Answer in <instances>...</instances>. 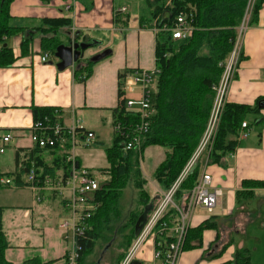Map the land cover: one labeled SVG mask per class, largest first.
<instances>
[{
	"label": "crops",
	"instance_id": "obj_1",
	"mask_svg": "<svg viewBox=\"0 0 264 264\" xmlns=\"http://www.w3.org/2000/svg\"><path fill=\"white\" fill-rule=\"evenodd\" d=\"M116 8L115 0L12 1L10 24L25 28V31L6 39L17 60L11 66L0 67V136L7 132L13 136L10 145L15 166L10 172H18L21 161L24 166H35L39 170L44 166L56 168V174L65 171L62 165L57 167L60 163L57 155L63 159L57 150L36 147L31 140L29 129L35 122L34 106L56 107L60 110L57 119L61 123L69 127L78 122L86 131L95 134L93 142H102L103 133L110 130L112 141L113 110L119 104V73L128 68L152 69L156 66L153 28L141 27L136 21L130 24L128 14L115 16ZM59 18L71 21L57 31V35L61 34L68 43L73 37L79 42L93 38L101 42L84 52L78 63L80 66L86 65L93 55L109 50L107 56L92 66L85 81L75 74L77 63L59 70L56 66L59 59L53 54L42 61L45 54L41 46L42 34L36 29L44 26L48 19ZM29 31L33 38L29 53L24 55L21 42L30 36ZM240 53L242 58L229 83L226 101L255 106L258 100L261 99L259 103L264 100V1L257 20L247 24ZM249 116L253 117L256 127L246 118L250 124L248 136L238 141L232 154L205 168L212 176V185L221 188L224 195L213 212L196 208L197 212L195 210L190 218L191 227L205 219H213L215 226L203 231L200 245L183 250L178 264H224L234 261L239 250H245L249 256L247 264H264V187L243 186L246 179L264 180V107L260 106ZM24 153L28 158L23 156ZM23 180L24 174L17 181L19 186L7 187L27 189L31 194V203L17 205L21 210V221H15L14 216L7 218L6 214L12 210L0 204L3 207V231L9 243L5 257L12 264H24L31 258L44 264H60L67 253L68 242L60 230L44 228L41 214L45 210L39 211L37 206L55 202L56 210L50 204L46 208L52 216L61 214V217L67 210L61 199L48 191L37 200L36 192L23 185ZM258 220H261L259 224ZM144 244L137 259L142 264H150L153 244L151 241Z\"/></svg>",
	"mask_w": 264,
	"mask_h": 264
},
{
	"label": "trees",
	"instance_id": "obj_2",
	"mask_svg": "<svg viewBox=\"0 0 264 264\" xmlns=\"http://www.w3.org/2000/svg\"><path fill=\"white\" fill-rule=\"evenodd\" d=\"M13 0H0V67H8L15 63L12 47L7 44L6 39L17 35L25 28L10 24L9 8ZM264 0H148L151 7L150 16L140 17V26L152 28L154 19L157 18V26L162 28L165 24H172L181 13L191 15V23L195 27L190 38L173 41L171 34L159 31L156 34L155 61L160 73L157 80V91L154 96L156 114L151 126L143 138L141 150H122L123 138L113 132L111 144L105 147V154L109 166L100 169L101 172L110 175V180L97 192V200L100 206L90 219V229L78 237L82 247L80 264L84 263L85 257L94 251L98 240L107 245H112L122 238L125 245L123 253L116 264H120L128 253L134 241L140 235L136 232L135 225L145 207L154 198L146 190L147 179L142 176L140 167V153L150 145H162L167 148L164 160L160 163L154 173V178L159 183L162 192H167L178 179L184 168L189 163L204 134L214 100L213 87L219 82L224 64L227 62L238 35L245 14L250 10L249 24L258 18L259 9ZM160 15V16H159ZM71 23L69 18L48 19L44 26L36 31L41 36V46L45 52L51 55L55 53L56 47L63 44L57 31ZM29 31L28 37L21 42L22 54L29 53V46L33 36ZM76 39V38H75ZM77 40V39H76ZM72 40H69V43ZM85 40V42H91ZM68 43V44H69ZM242 56L240 55L239 61ZM81 60V59H80ZM96 62L91 59L87 64L75 69V74L85 81L91 73V68ZM130 68L119 73V104L113 110L114 121H126L129 116L124 107L123 91L121 89V78ZM261 100V99H260ZM235 104L226 102L216 137L211 149H207L197 159V162L180 183L175 197L190 190L201 175L198 162L203 154H208L212 162H220L227 154L235 151L238 144V136L243 121L247 116L260 109L258 105ZM34 121L44 118L56 120L60 110L51 106L32 107ZM58 166L67 168L62 163L61 157ZM17 160V157H16ZM30 166L22 167L18 172L6 173L15 177L18 181L21 175ZM44 173H55L56 168L44 166ZM3 176L0 173V178ZM132 183L138 191L140 209H132L128 216L123 215L121 199L125 188ZM244 187H264V180H244ZM3 186L0 184V188ZM249 194V191H246ZM162 194L160 195V198ZM156 202V200H155ZM3 207L0 205V264H12L5 257V250L9 247L7 237L3 231L2 220ZM173 210H169L162 220L170 219ZM151 211L149 212L150 215ZM215 226L211 219H205L196 226H190L184 249L194 248L200 245L202 233L205 229ZM166 237L161 241L165 244ZM100 257H98L99 259ZM97 259V260H98ZM94 262V264L97 262ZM249 256L245 250L236 252L234 261L224 264H247ZM24 264H44L36 258L25 261ZM46 264V263H45ZM60 264H68L66 255Z\"/></svg>",
	"mask_w": 264,
	"mask_h": 264
},
{
	"label": "built area",
	"instance_id": "obj_3",
	"mask_svg": "<svg viewBox=\"0 0 264 264\" xmlns=\"http://www.w3.org/2000/svg\"><path fill=\"white\" fill-rule=\"evenodd\" d=\"M253 0H250L252 2ZM70 6H68L69 8ZM127 11L126 6L118 7L115 16ZM250 10L238 28L233 50L224 64V70L219 82L213 87L214 100L207 125L195 153L184 168L178 179L154 205L148 214L140 235L134 241L128 253L120 264H130L137 259V254L145 242L153 244V259L150 264H178L184 250L186 236L190 228V218L198 207L213 212L223 198V190L212 185V176L204 168L197 183L188 191L182 193L178 199L175 193L186 175L191 171L198 157L207 149H211L221 121L226 104V94L230 81L234 78L240 57V43L250 19ZM191 15L181 12L172 24H165L162 28L154 22L152 27L155 34L166 31L171 34L173 41L190 38L195 27L191 23ZM94 39V38H93ZM72 41H75L73 37ZM51 54L45 52L42 61H46ZM160 70L157 66L152 69L131 68L121 78V89L124 93V107L129 118L113 124V131L123 138L122 150L128 152L134 149L141 150L143 138L150 129L153 117L156 114L154 96L157 91V80ZM30 137L33 144L39 148L57 150L67 166L62 174L44 173L35 166L25 171L24 184L36 192L37 200H41L42 193L48 191L61 199L63 208L70 213L69 218L61 222L64 239L68 242L66 261L68 264H80L82 247L78 237L90 229V219L100 206L97 192L110 175L98 170L95 171L80 164L76 149L78 146H88L93 142L95 134L86 131L78 122L73 126H65L59 119L44 118L33 122L30 127ZM250 131V124L243 121L238 140L246 138ZM13 138L10 132L0 136V153H4L6 146ZM233 153V152H232ZM230 153V154H232ZM28 158L26 153L23 155ZM25 167L23 161L19 165ZM20 168V169H21ZM19 169V170H20ZM2 186H19L15 177L2 176ZM173 210L170 219L162 220L163 216ZM166 237L165 244L161 241ZM149 264V263H146Z\"/></svg>",
	"mask_w": 264,
	"mask_h": 264
},
{
	"label": "rangeland",
	"instance_id": "obj_4",
	"mask_svg": "<svg viewBox=\"0 0 264 264\" xmlns=\"http://www.w3.org/2000/svg\"><path fill=\"white\" fill-rule=\"evenodd\" d=\"M115 1L117 8L122 6L127 7V11L124 13V15L128 14L130 18V24H134L135 21L140 23L139 19L141 16H146V17L150 16L151 7L148 5V0H115ZM170 1L171 0H167L166 4L168 5ZM157 19L158 16L157 18L154 19V22H157ZM60 36L61 34L59 35V37ZM60 39L62 40L63 43L66 44L68 43V40L65 37L61 36ZM106 43L107 41L104 40V44ZM247 120L254 128L256 127L253 117H250L248 115ZM103 134L104 136L102 142L101 141L92 142L88 146L85 145L78 146L77 149L78 148L79 149L76 152L80 157L82 166L92 169L93 171H95L96 175H98L97 174L98 170L104 169L109 166L105 154V147L111 144L110 130L108 131L106 130V132H104ZM10 144L11 142L9 143L8 146H6L5 153H0V173H2L3 176H8L6 173H10V171L13 170L15 166V161H14L15 156ZM166 151L167 148H165L162 145H150L145 148L142 154L140 153L139 161L142 170V176L147 179L145 188L150 192V194H152L151 196L157 197L155 204L158 202V200H160V195L163 194V192L159 183L154 178V173L158 168V166L160 165V163L164 160ZM210 163H213L212 159L209 157L208 154L206 155L205 153L198 162L201 170L206 168ZM97 177H99V175ZM109 180L110 177L109 179H106V181H104L102 185L108 182ZM7 187L8 186L0 188V204H3L6 207H10L9 209L12 210L6 214L7 218L9 216H14L15 221L20 222L21 210L17 207V205H25L27 203H31L32 201L31 194L27 189H10ZM138 199L139 198H138L137 189L134 187L132 183H129L128 186L125 188L123 197L121 199L124 216H128V214L132 209H137V210L140 209L141 206L139 204ZM48 204L54 206L55 210L57 208V204L55 202L54 203L43 202L42 205H38L37 208L39 211H41V209H43V211L45 210V213L43 212L41 214L43 215V219H44L43 221H41L42 222L41 224H43L44 228L51 227L56 231L60 230V232L62 233L63 230L59 228L58 223H61L62 221H64V219L69 218L70 213L64 212L61 217H60L61 214L52 216L48 213V209H46L48 208L47 207ZM10 205H12V207ZM197 209H195L196 210L195 212H197ZM212 221L214 222L213 219ZM257 222L259 224L261 220H258ZM103 247H104V242L102 240H98L95 245L94 251L85 257L83 264H94V262L98 259V257H101V264H116L120 255L123 253L125 245H123L122 238H120L117 240V242H115L112 245V247L110 248L108 247V249L102 251Z\"/></svg>",
	"mask_w": 264,
	"mask_h": 264
},
{
	"label": "water",
	"instance_id": "obj_5",
	"mask_svg": "<svg viewBox=\"0 0 264 264\" xmlns=\"http://www.w3.org/2000/svg\"><path fill=\"white\" fill-rule=\"evenodd\" d=\"M101 44V42L97 39H92L91 42H79L75 39V41H71L69 44H60L56 47L54 56L59 59L56 66L59 70H64L68 67H72L77 63V66L80 67L78 64L80 59L83 57L84 52L93 46H97ZM109 50H104L101 53L93 55L90 59L94 62H97L107 56ZM261 107H264V100L259 103ZM157 197H154L151 202L145 207L144 212L139 216L135 230L136 232H140L147 221L148 214L150 211L153 210L155 205V200ZM110 245H107L105 249H108ZM95 264H101V257L97 260ZM130 264H142V262L138 259H134L131 261Z\"/></svg>",
	"mask_w": 264,
	"mask_h": 264
}]
</instances>
